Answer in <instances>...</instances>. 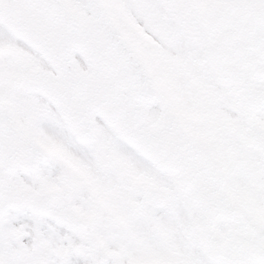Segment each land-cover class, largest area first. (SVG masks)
Segmentation results:
<instances>
[{
    "label": "snow or ice",
    "instance_id": "snow-or-ice-1",
    "mask_svg": "<svg viewBox=\"0 0 264 264\" xmlns=\"http://www.w3.org/2000/svg\"><path fill=\"white\" fill-rule=\"evenodd\" d=\"M0 264H264V0H0Z\"/></svg>",
    "mask_w": 264,
    "mask_h": 264
}]
</instances>
